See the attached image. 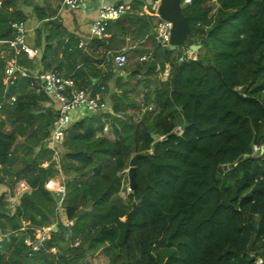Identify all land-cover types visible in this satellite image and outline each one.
<instances>
[{"label":"trees","instance_id":"trees-1","mask_svg":"<svg viewBox=\"0 0 264 264\" xmlns=\"http://www.w3.org/2000/svg\"><path fill=\"white\" fill-rule=\"evenodd\" d=\"M190 1L182 14L196 31L190 40L200 47L195 61L185 47L163 53L147 38L145 18L121 15L108 23L106 39H85L80 50L81 37L46 22L61 0H0V69L14 57L3 43L13 37L12 27L27 25L30 16L39 25L31 44L38 57L17 58L29 77L12 89L0 84V190L28 176L34 190L30 172L46 174L42 165L51 168L55 160L44 144L57 112L34 75L72 77L76 89L109 96L115 115L92 114L66 131L58 158L63 200L57 203L44 188L46 178L35 192L49 197L72 226L55 224L39 253L29 256L24 240L40 226L21 231L16 220L30 208L29 199L23 196L14 211L0 191V229L7 237L0 241V264H56L51 244L63 252L75 240L90 245L89 257L99 254L111 264H264V0ZM66 39L75 48L65 47ZM129 47L123 69L104 64V51ZM147 52L154 63L141 62ZM166 65L170 81L163 77ZM132 71V81L122 78ZM185 125L181 136L169 137ZM104 136L111 142L89 148ZM136 155L144 158L127 192L128 164ZM106 169L122 189L101 208L82 190ZM87 258L76 250L61 264H87Z\"/></svg>","mask_w":264,"mask_h":264},{"label":"built area","instance_id":"built-area-1","mask_svg":"<svg viewBox=\"0 0 264 264\" xmlns=\"http://www.w3.org/2000/svg\"><path fill=\"white\" fill-rule=\"evenodd\" d=\"M85 0H61V6L56 15L50 16L46 19V22L56 26H62L65 17L64 14L69 15V12L79 10L81 3ZM159 1V0H158ZM158 1L153 0H115V3H104L98 8L97 16L95 20L87 29V39L103 40L107 38L105 33L106 27L110 21L117 20L121 15H133L139 18H145L148 23L149 33L147 38L153 39L155 44L159 45L163 53L170 51L168 44L170 25L162 22L157 15ZM212 3L215 0H211ZM136 4H141L139 8H135ZM190 0H182V7L189 6ZM13 37L5 40L3 43L8 45L13 51L14 57L6 62L3 69H0V84L6 88L12 89L15 81L18 78H27L28 72L25 67L18 64V56L23 55L22 61H33L38 57L39 53L36 49L31 46L30 33L34 30L27 28L24 24L14 25ZM65 47L72 50L73 46H69L67 39L64 41ZM86 41L82 39L79 41L78 48L83 50L86 47ZM126 48L120 49L119 52L104 51V64L106 66H112L116 70H121L126 64ZM187 57L192 61L196 58L193 57V53L187 52ZM141 62H152L154 63V55L152 52L144 54L141 58ZM165 73L163 77L168 81L170 68L168 65L165 67ZM34 79L42 83L43 89L47 92V95L51 99L56 108L57 118L49 130V137L45 140L44 150L53 153L54 159L59 158L63 152V142L66 131L75 123V118L79 113L90 116L92 114H104L110 117H115L113 113V103L109 96H103L101 93L95 95L88 94L83 90L76 89L74 87V80L72 77H57L54 72H40L38 75H34ZM103 91V88H101ZM151 108L148 109L151 112ZM103 133L107 134L106 126L103 127ZM171 134L180 135L181 127L176 128ZM47 165H42L45 168ZM21 182V183H20ZM17 184V191H15V198L21 197V195L28 190L27 185L24 181H20ZM127 192H131L129 182L126 185ZM56 194L61 195V201L64 198L65 191L64 187L57 189ZM61 203V202H60ZM20 207L19 201H14L11 205L12 210H16ZM124 221L126 213H123ZM121 217L118 218V220ZM124 221H121L122 223ZM65 227L72 226V222L64 224ZM56 229V225L46 228H33V238L27 237L24 240V244L29 249V256L31 254H37L44 249L46 241L51 239L52 232ZM24 229H21L23 231ZM0 229V241L4 238ZM7 238V237H5ZM80 250L82 253L88 256L90 245L83 243L79 240L69 242L65 249L60 251L56 243H52L48 251V254L53 258V262L61 264V262H67L71 257L74 256L75 251ZM258 263L260 261L258 260Z\"/></svg>","mask_w":264,"mask_h":264},{"label":"rangeland","instance_id":"rangeland-1","mask_svg":"<svg viewBox=\"0 0 264 264\" xmlns=\"http://www.w3.org/2000/svg\"><path fill=\"white\" fill-rule=\"evenodd\" d=\"M153 1H158V0H153ZM94 6H96V3L95 2L91 3V0H90V9L94 8ZM211 7H213L212 3H209L208 6H206L207 9L209 8L211 12H214L216 10V6L214 8H211ZM26 12L29 15H31L30 9H26ZM63 16L65 17V21L62 25L63 27L73 26V24L76 25L78 22V20L74 18L73 13L71 12H69V15L64 14ZM32 20L34 21L33 27H35L37 22L35 21V19H32ZM76 28H78L77 25H76ZM33 39H34V33L32 34L31 39H29L31 44H34ZM110 140L111 139L107 136H104L98 140H93L91 144L89 143V148L95 147V146L101 148L107 145L108 143H110L111 142ZM3 154L4 152L0 149V174H1V161H2L1 156ZM43 169L48 170L46 174L30 172V174L33 175L34 177V180H33L34 190L33 191H35L36 189L37 190L39 189L41 182L45 181V178L47 179V181L44 182L45 183L44 188L47 191L50 190L51 193L55 192L57 189L64 187V179L62 177V174L60 173L59 160L57 157L53 161V165L51 168H48V166H46ZM108 171L109 170L106 169L104 173L102 174V176L97 177L96 179L92 181H88L86 187L84 188V190H82L84 196H89V197L91 196V198L93 199L95 203L102 205L100 206L101 208L102 207L104 208L107 205L106 203L108 201V198H110V196L113 193H116V190L122 189V186L120 185V180H118L117 177H113V175L111 176V172H108ZM26 174H27V171H24L23 176ZM128 176H129V173H128ZM30 190H32L31 187L27 191H30ZM0 191L6 194L11 205L14 201L17 200L20 202V207H21L22 205L21 200H22V197L25 195L22 194L21 197L15 198L14 195L16 193L15 191H17V184L13 186H9V185L2 186ZM29 206H30L29 209L24 210L23 214L21 216L19 215V218H16L18 223L23 227L22 229H25V226L27 225H30V226L37 225V226H40L39 228H46V227L53 226V224L64 225L68 223L67 221H69L68 218L67 220L63 219L61 211L59 210V207L55 205L53 201L49 199V197L47 198V200H44V199L42 200L40 198H36L35 196H32L29 199ZM20 207L18 208V210L20 209ZM109 209H110L109 212L112 213L110 207ZM118 221L119 223L123 224L124 222L122 223L121 221H124V216H121V218ZM12 258H13V255L11 254L9 257V260ZM87 264H111V262L110 260H107L106 258H104L102 255L97 254L94 258H92L91 256L88 257Z\"/></svg>","mask_w":264,"mask_h":264},{"label":"water","instance_id":"water-1","mask_svg":"<svg viewBox=\"0 0 264 264\" xmlns=\"http://www.w3.org/2000/svg\"><path fill=\"white\" fill-rule=\"evenodd\" d=\"M182 0H159L158 1V7H157V15L159 19L170 25V31H169V40L168 44L170 46V51H175L178 47H185L188 49L189 52L195 54L200 47L192 45L190 40L196 36V31L189 28L187 24V19L182 14ZM124 79L127 74L121 75ZM187 128V125L183 126L181 128V134L184 132V130ZM175 136L174 134H170L169 137ZM154 142H156V139L153 137ZM143 155H136L134 156L129 164V187L131 191L134 189V169L136 167V163L138 160L143 159ZM233 165L229 166H223L217 170L216 179H219L223 173H225L228 169H231ZM53 199L57 202H61V195L52 193ZM142 202V199H140L136 205H140ZM127 218V216H126ZM125 218V220H126Z\"/></svg>","mask_w":264,"mask_h":264},{"label":"crops","instance_id":"crops-1","mask_svg":"<svg viewBox=\"0 0 264 264\" xmlns=\"http://www.w3.org/2000/svg\"><path fill=\"white\" fill-rule=\"evenodd\" d=\"M96 3V6H94V8H92V9H90V0H85L84 2H82L81 3V6H80V8H79V10L77 11L76 10V12L74 11V12H71V13H73V16H74V18L76 19V20H78V22H77V27L78 28H76V25L75 24H73V26H65V28L68 30V32L70 33V34H73V35H77V36H79V37H81V39L83 40V41H85V39H87V29H89V27H90V25L92 24V22L95 20V18H96V16H97V12H98V8L102 5V4H104V3H107V4H110V3H115V0H91V3ZM67 15V14H66ZM32 19H34V18H32V16H30V18H29V20H28V22H27V28H29V29H32V30H34L35 28H37L39 25H38V23L35 25V27H33V20ZM74 19V20H75ZM33 32L34 31H32L29 35H30V38L29 39H31V37H32V34H33ZM87 40H90V39H87ZM31 43V42H30ZM86 44H87V42H86ZM139 44V43H138ZM130 48V47H129ZM126 48L127 50V52H126V54L129 52V50H132L133 48ZM147 53H150V52H147ZM147 53H145V54H147ZM123 74H127V76L124 78V80H127V79H129L130 78V80L132 81V74H133V71L132 72H128V73H126V72H121V75H123ZM113 93H115V92H113ZM112 93V94H113ZM54 108H55V110H56V108L58 109V106L57 105H54ZM87 117H89V116H87V115H83V113H79L78 115H77V117L75 118V122H78V121H80V120H83V119H85V118H87ZM97 140V139H96ZM29 179H31V177L30 176H28V177H26L24 180H22V181H24V183L27 185V188H28V190H29V188H30V183L27 181V180H29ZM48 191H50V190H48ZM28 199H30L32 196H35L36 198H40V199H44V200H47V199H45V195L44 194H42V193H39V192H35V191H33V189L32 190H30V191H25L24 193H23Z\"/></svg>","mask_w":264,"mask_h":264}]
</instances>
